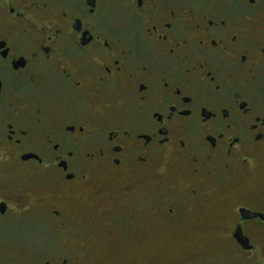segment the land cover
Instances as JSON below:
<instances>
[{"label":"flooded vegetation","instance_id":"1","mask_svg":"<svg viewBox=\"0 0 264 264\" xmlns=\"http://www.w3.org/2000/svg\"><path fill=\"white\" fill-rule=\"evenodd\" d=\"M0 264H264V0H0Z\"/></svg>","mask_w":264,"mask_h":264},{"label":"rangeland","instance_id":"2","mask_svg":"<svg viewBox=\"0 0 264 264\" xmlns=\"http://www.w3.org/2000/svg\"><path fill=\"white\" fill-rule=\"evenodd\" d=\"M10 233L11 234H13V237L15 236V235H17L16 237H14V238H17V239H21V240H25V242H26V245H28V248H30L29 247V241H30V239L32 240L34 237L32 236V237H28V235H29V233H28V231L27 230H20V229H12V230H10ZM50 235H51V238H52V233L50 232ZM12 237V238H13ZM27 240V241H26ZM29 240V241H28ZM31 242V241H30ZM32 243V242H31ZM3 245L2 246H4V247H2V248H5V247H7V246H9V244H12V242H3L2 243ZM32 245H34L33 243H32ZM33 248H32V250L34 249V248H36L35 246H32ZM20 250V252H22V250L21 249H19ZM32 250H29L28 251V253H27V259H32L33 257H35L38 253H36V251H32Z\"/></svg>","mask_w":264,"mask_h":264}]
</instances>
